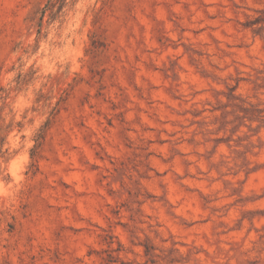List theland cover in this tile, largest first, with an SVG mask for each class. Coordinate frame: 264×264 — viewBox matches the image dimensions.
<instances>
[{"label": "rangeland", "instance_id": "1", "mask_svg": "<svg viewBox=\"0 0 264 264\" xmlns=\"http://www.w3.org/2000/svg\"><path fill=\"white\" fill-rule=\"evenodd\" d=\"M0 264H264V0H0Z\"/></svg>", "mask_w": 264, "mask_h": 264}]
</instances>
